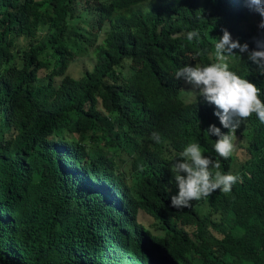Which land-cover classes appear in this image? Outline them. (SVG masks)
Returning <instances> with one entry per match:
<instances>
[{
	"label": "trees",
	"instance_id": "1",
	"mask_svg": "<svg viewBox=\"0 0 264 264\" xmlns=\"http://www.w3.org/2000/svg\"><path fill=\"white\" fill-rule=\"evenodd\" d=\"M260 19L245 0H0V264H264L255 113L236 130L245 155L232 191L170 205L190 139L211 148L213 173L233 160L206 130L215 106L185 102L193 87L175 73L215 62L222 29L254 49ZM79 53L92 66L74 78ZM241 56L230 70L264 102V76Z\"/></svg>",
	"mask_w": 264,
	"mask_h": 264
},
{
	"label": "clouds",
	"instance_id": "2",
	"mask_svg": "<svg viewBox=\"0 0 264 264\" xmlns=\"http://www.w3.org/2000/svg\"><path fill=\"white\" fill-rule=\"evenodd\" d=\"M245 2L260 15L258 28L264 29V0ZM222 32L223 35L214 45L215 62L203 66L186 64L176 71L175 77L178 80L183 79L193 87L192 93L189 91L181 95L185 102H190L199 95L215 106L214 115L218 118L212 119L206 130L210 134L209 137L216 141L214 150L218 156L228 159L233 155L234 160L233 139L234 135H239L236 130L240 127L241 121L251 117L253 113L261 123H264V102L260 98V89L257 85L231 71L227 61L230 56L238 54V57L242 58L241 54L247 53L248 59L258 65L259 74L264 76V36L254 37L256 47L249 49L247 42L241 44L239 40H234L227 29H222ZM199 36L198 30L186 33L189 42L194 39L198 41ZM236 49L239 53L234 51ZM218 121L220 126L213 124ZM151 139L160 143V134L153 132ZM237 148L244 151L240 146V135ZM181 149L183 151L178 154L180 158L175 160L171 167L178 188V192L170 197L171 207H188L193 200L207 198L217 190L227 195L232 191L233 185L239 182L240 176L232 174L238 170L239 159L236 163L228 159L231 165L230 172L221 173L217 171L220 164L219 161L213 160L211 148L206 149L198 141L190 139ZM215 168L216 172L213 173Z\"/></svg>",
	"mask_w": 264,
	"mask_h": 264
},
{
	"label": "rangeland",
	"instance_id": "3",
	"mask_svg": "<svg viewBox=\"0 0 264 264\" xmlns=\"http://www.w3.org/2000/svg\"><path fill=\"white\" fill-rule=\"evenodd\" d=\"M89 21V19H87ZM249 24L250 22H244V24H242V28L243 29H246V28H249ZM100 41V38H98L97 42ZM91 50V49H90ZM92 56H90V54H80L77 56V58L71 62L69 65H68V68H67V73L74 77V78H77V77H80L84 71L86 69H91V61H89V59H91ZM188 99H190V95L188 96ZM65 136L67 138H71L73 137L72 134L68 133V134H65ZM233 143H234V157L235 159L233 160V163H236L238 162V159L241 160L242 159V156L244 155V151L240 148H237L239 146V135H234V139H233ZM124 155V154H122ZM125 156V155H124ZM236 167V165L234 166V168ZM199 211L201 213H205L207 210H209V207L207 205V203H203V204H199Z\"/></svg>",
	"mask_w": 264,
	"mask_h": 264
}]
</instances>
